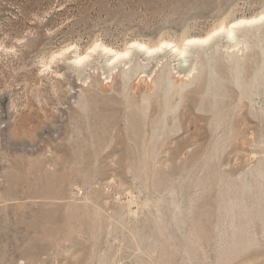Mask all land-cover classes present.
Instances as JSON below:
<instances>
[{
	"label": "rangeland",
	"instance_id": "obj_1",
	"mask_svg": "<svg viewBox=\"0 0 264 264\" xmlns=\"http://www.w3.org/2000/svg\"><path fill=\"white\" fill-rule=\"evenodd\" d=\"M261 16L0 0V264H264V21L232 27Z\"/></svg>",
	"mask_w": 264,
	"mask_h": 264
},
{
	"label": "bare ground",
	"instance_id": "obj_2",
	"mask_svg": "<svg viewBox=\"0 0 264 264\" xmlns=\"http://www.w3.org/2000/svg\"><path fill=\"white\" fill-rule=\"evenodd\" d=\"M259 20H263L264 21V16H261L260 18L259 17H256V18H251V19H244V20H239V21H236V22H234L233 23V25H232V27L234 28V27H241V26H245V25H250V24H252V23H254V22H256V21H259ZM233 28H225V27H222L221 29L223 30V32L225 33V35H226V39H227V41L229 42L230 40H232L234 37V35H233V33H234V29ZM221 29H219V31H221ZM215 33V32H214ZM214 33H212V34H214ZM212 34H209L208 36H213ZM207 36V38L206 37H202V38H190V39H186L187 40V44H192V43H200V44H202V42L204 41H207V39H210V37H208ZM209 41V40H208ZM207 41V42H208ZM207 42H205V43H207ZM236 42V41H235ZM204 43V44H205ZM234 43V42H233ZM172 44V43H171ZM166 47H170L171 49H172V53H177L178 55H180V56H183V54L186 52V49L185 48H180L179 46H175V45H173V46H171L170 45V43H165L164 44ZM134 46V45H133ZM135 46L138 48V49H140L141 51L143 50L144 52H145V56L146 57H148L150 54H152L154 51H155V49H157V48H150L149 46H146V44L144 45V44H142V43H137L136 42V44H135ZM134 46V47H135ZM133 47V48H134ZM151 47H153V46H151ZM182 47V46H181ZM104 48V47H103ZM160 48V47H159ZM158 48V49H159ZM170 48H169V51H170ZM237 48H238V46H237ZM100 49V48H99ZM108 49V48H107ZM107 49H103V50H106L107 51ZM234 49V48H233ZM102 50V51H103ZM140 50H138V51H140ZM105 51V52H106ZM157 51V50H156ZM107 52H111L110 50H108ZM112 53V52H111ZM128 53V51L126 50V51H121V52H114L113 53V57H114V60H119V58L120 57H122L123 58V55H126ZM177 55V56H178ZM176 56V55H175ZM174 56V57H175ZM89 56L88 55H85V56H81V57H78V58H76V62H78V63H81L82 61H85V59L86 58H88ZM125 57V56H124ZM239 57V56H238ZM113 60V61H114ZM143 60V59H142ZM146 60H149L148 58H146ZM112 61V62H113ZM75 62V61H74ZM118 63H119V61H118ZM121 63V62H120ZM130 63V62H129ZM264 63V62H263ZM126 64V63H125ZM117 65V64H116ZM124 65V64H123ZM125 67V66H124ZM238 67V66H237ZM157 68V67H156ZM156 68L155 69H153V70H150V71H148V74L147 75H144L143 74V76L144 77H149V76H154V74H155V72H156ZM176 69H180L181 67L179 66V65H177V67H175ZM193 68V67H192ZM192 68H190L189 67V71H191V69ZM109 69V68H108ZM112 67H111V69H109L108 71H109V73L107 74V77H111V74H112ZM236 70V69H235ZM176 71V70H175ZM193 71V70H192ZM147 72V71H146ZM172 72H174V71H172ZM187 72V71H186ZM176 73V72H175ZM179 73V72H178ZM150 74V75H149ZM177 74V73H176ZM128 77H130V76H128ZM177 77V76H176ZM169 84V83H168ZM177 85V84H176ZM166 91V90H165ZM166 95V94H165ZM168 109V108H167Z\"/></svg>",
	"mask_w": 264,
	"mask_h": 264
}]
</instances>
